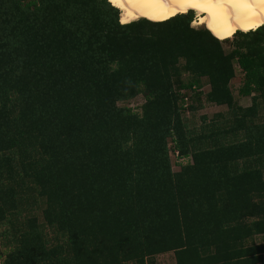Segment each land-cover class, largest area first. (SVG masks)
<instances>
[{
	"label": "trees",
	"instance_id": "16d2710c",
	"mask_svg": "<svg viewBox=\"0 0 264 264\" xmlns=\"http://www.w3.org/2000/svg\"><path fill=\"white\" fill-rule=\"evenodd\" d=\"M118 12L109 0H0L2 235L37 190L48 242L67 254L50 264L170 251L174 264H264V25L228 42L189 27L193 11L130 23ZM138 95L139 113L116 106ZM205 104L226 111L182 121ZM22 252L15 264L47 262Z\"/></svg>",
	"mask_w": 264,
	"mask_h": 264
},
{
	"label": "rangeland",
	"instance_id": "374dc122",
	"mask_svg": "<svg viewBox=\"0 0 264 264\" xmlns=\"http://www.w3.org/2000/svg\"><path fill=\"white\" fill-rule=\"evenodd\" d=\"M119 13V12H118ZM192 20L189 24V27L195 29V30H202L203 28H208L210 30H212L211 27L209 26H196V27H192V21L197 19V15L195 12H192ZM213 31V30H212ZM219 36V35H218ZM220 37V36H219ZM223 38V37H220ZM227 41L229 42V39H232V37L230 38H226ZM226 39H221L223 42L222 46L223 49L225 51H228L230 49V46L228 44L227 41H224ZM235 72L236 75L235 77L230 80L229 85L232 91V95L234 100H236V102L241 106V107H246L250 104V100L249 98H238L236 96V89L239 85V73H237V69L235 68ZM200 96H199V100L201 101V103H204V97L203 95L206 94L209 91V87L207 85L206 80L202 79L201 80V87H200ZM185 101V100H184ZM143 103V99L141 97V95L138 96H134L133 99L127 101V102H118L116 103V106L118 107H124V108H128L131 109L133 112L139 113V107L140 105ZM184 107V106H183ZM226 109L225 107H216L213 105H209V104H205L203 106V108H200L196 111L193 112H186L184 114H182L180 117L182 119V121L184 120L185 122L187 121V123L189 124V126H193L195 128H198L201 123H203V121L200 119L201 117H205L204 122H208L213 118V115H215L216 113H225ZM176 158V157H174ZM174 158H170L171 160V164L173 163V167L172 170L176 171L177 167L174 166ZM16 165L18 166L19 164H23L21 163L19 160H16ZM28 164V163H27ZM26 166V165H25ZM25 171H27V169L25 168ZM23 193V191H22ZM21 193V197L22 196ZM28 194L29 191H27ZM38 191H31V194H33L32 198H29L27 201L23 200V202H25L22 207L24 205H26L27 207L25 208V206L22 208V210L19 211L18 218H15L14 220L10 221V216H8V223H10V226L8 229H10L9 235L8 237L4 238V236L2 235V232L7 230L8 224L6 225H2L0 226V264H15L14 261H16L17 255H18V261L19 263L21 262V256L22 258H24L25 256L22 255L24 254V252H22L24 249H27L28 251H30L32 253V251L34 252L35 256H46V263L40 261L36 264H50L48 259L51 260H55L56 257L57 258H64L66 254V251H59L56 248V245H52L51 243H54L55 241L52 239L53 233L50 229H48L46 227V221L43 219L42 216V211H44L45 213H50L48 210V206H47V197L46 195L43 196H39L38 195ZM6 197V192H4V196L3 199H5ZM1 200V204L2 205V201ZM18 201V200H17ZM52 202L54 203L55 200ZM17 206V204H16ZM29 209V210H28ZM15 212L19 209L16 210V208H14ZM28 210V212H26ZM26 212V214H25ZM6 216L3 214L2 218L0 220V224H3L5 222ZM45 234V236L40 237L41 233ZM28 233V235H27ZM32 234V236H37L35 238H32V236H30V234ZM25 236V237H24ZM31 239L32 241H34V244H32L31 242L29 243V239ZM40 237V238H39ZM25 239H27L28 241H26ZM48 240L51 242H48ZM260 241V239L255 238V242ZM29 246V247H28ZM10 249L9 251H6ZM6 251V252H4ZM59 253L60 257L56 254ZM50 254H54V257H50ZM61 259V258H60ZM145 260V264H174V256H173V252H167L164 254H159V255H155L152 258H146ZM123 264H133V262H127V263H123Z\"/></svg>",
	"mask_w": 264,
	"mask_h": 264
},
{
	"label": "bare ground",
	"instance_id": "6f19581e",
	"mask_svg": "<svg viewBox=\"0 0 264 264\" xmlns=\"http://www.w3.org/2000/svg\"><path fill=\"white\" fill-rule=\"evenodd\" d=\"M120 4L126 23L146 18L163 21L193 11L197 19L192 27L209 26L223 38L264 25V0H120Z\"/></svg>",
	"mask_w": 264,
	"mask_h": 264
},
{
	"label": "snow or ice",
	"instance_id": "6c2138e0",
	"mask_svg": "<svg viewBox=\"0 0 264 264\" xmlns=\"http://www.w3.org/2000/svg\"><path fill=\"white\" fill-rule=\"evenodd\" d=\"M110 3H112L114 6L117 7H122V4H120V0H109ZM129 2H131V0H129ZM173 2H175V0H173ZM183 11V9H182ZM127 21L122 20V23H126ZM202 22V21H201ZM247 30V29H246Z\"/></svg>",
	"mask_w": 264,
	"mask_h": 264
},
{
	"label": "clouds",
	"instance_id": "9594fccd",
	"mask_svg": "<svg viewBox=\"0 0 264 264\" xmlns=\"http://www.w3.org/2000/svg\"><path fill=\"white\" fill-rule=\"evenodd\" d=\"M189 12V11H188ZM180 15V14H179Z\"/></svg>",
	"mask_w": 264,
	"mask_h": 264
}]
</instances>
